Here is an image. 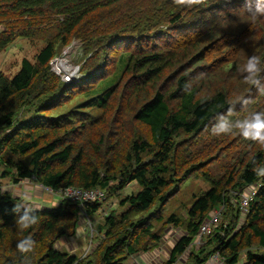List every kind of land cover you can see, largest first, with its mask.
Returning <instances> with one entry per match:
<instances>
[{
  "label": "trees",
  "instance_id": "1",
  "mask_svg": "<svg viewBox=\"0 0 264 264\" xmlns=\"http://www.w3.org/2000/svg\"><path fill=\"white\" fill-rule=\"evenodd\" d=\"M0 27V53L18 39L43 44L13 78L0 72V179L110 196L133 182L140 188L119 199L120 211L105 216L104 233L80 259L57 247L80 232L77 204L38 208L39 223L21 231L11 211L20 198L1 189L0 264H129L157 250L169 226L182 232L163 264H205L215 253L221 264H264V173L253 171L264 167V149L211 133L229 108L233 119L264 111V95L238 72L251 55L264 61V17L253 21L245 0H0ZM165 37L173 41L158 47ZM74 41L81 79L65 83L50 63ZM119 87L132 88L129 105ZM195 178L206 189L184 201L186 190L165 215ZM252 186L242 216L239 195ZM100 208L89 203L85 213ZM217 210L221 219L195 248L200 226ZM25 237L35 248L21 254L16 243Z\"/></svg>",
  "mask_w": 264,
  "mask_h": 264
},
{
  "label": "rangeland",
  "instance_id": "2",
  "mask_svg": "<svg viewBox=\"0 0 264 264\" xmlns=\"http://www.w3.org/2000/svg\"><path fill=\"white\" fill-rule=\"evenodd\" d=\"M236 12L237 11H235L234 9V15L235 14L237 15ZM0 30H3V28L0 27ZM165 38L166 39L155 41L156 45L160 48H163L164 45L173 41V39L171 38L168 37ZM42 46L43 44L41 42L31 43L23 39L16 40L5 51L0 53V72L3 73L9 79L13 78L15 74L19 71L22 60L26 59L29 61H33L34 57L36 56L38 51L42 48ZM82 56L83 55L81 52L80 43L74 41L70 47L65 48L63 50L60 57L55 58L54 60L51 61L50 63L51 71L61 80H63V76L69 77L71 73L72 76L70 78L71 81H75V82L78 81L79 83L81 79L79 73V66H80L79 64ZM60 60H65L69 66L62 67L58 65ZM67 69H69L70 72H65ZM76 69H78V71L75 72ZM202 73L204 74V72ZM218 77L221 78V74L218 73ZM65 83H69V82L66 81ZM118 90L120 91V96L123 101V104L129 105L126 98L128 94H132V88H130L129 90H122V87H119ZM160 91L163 93L162 90ZM150 95L151 96L154 95L153 89ZM10 182H11L10 178L0 179V188L8 189ZM23 186L30 188L28 189L27 203H29L31 206L36 208L48 209L53 207L54 204H57V202L54 200L55 197L53 195H49L41 191L40 188H36L35 185L31 183H25ZM182 186L183 187L180 190V194L174 196L173 199L169 202V204H167L166 207L164 208L165 215L169 213L172 201L173 202L176 200L179 201L181 194L185 193L186 190H187L186 192L187 194L185 193L183 197L184 201H187L191 196L190 194L198 191V189L200 190L206 189V185L198 178L193 179L191 182L184 183ZM139 189L140 188L138 184L136 182H133L127 185V187L124 190H122L121 192H119L114 196H110L109 194H107V200L103 204H101V208L98 214L91 215L89 218L90 222H86L84 218L80 217V225H79L80 232H78L74 237L70 238V240L63 239L59 241L57 246L58 249L61 252L68 251V253L79 257V259L86 258L93 251V248H95L94 242L96 241L95 239L97 237H100L99 232L101 233V235L104 233L103 228L101 226L103 224V220L105 216H108L112 212H119L120 211V208L118 206L119 199H122L126 195L136 194L139 191ZM17 194L20 195L21 193H17ZM22 197L23 194L21 195V198ZM181 211L182 208H179L177 210V215L181 214ZM240 211L242 213V216H244L243 214H246L247 212V210L245 212L242 210ZM90 228L94 231V234L92 236H90L89 234ZM179 232L182 231L179 230ZM179 232L177 231V228L173 229V227L170 226L166 227L165 230L163 231V238L160 241V243H158V249L153 251L152 253H144L143 255L137 256L136 259L133 261V263L131 261L129 264H163L167 260V255L171 250V247L177 241ZM206 239L203 241V244L206 242ZM90 240L91 242H89ZM192 246H194L195 248L201 247V246L197 247L194 243ZM70 248L73 251L69 252ZM219 261L221 262V260ZM175 264H183V260L180 258ZM205 264H221V263H212L208 260L207 263Z\"/></svg>",
  "mask_w": 264,
  "mask_h": 264
},
{
  "label": "clouds",
  "instance_id": "3",
  "mask_svg": "<svg viewBox=\"0 0 264 264\" xmlns=\"http://www.w3.org/2000/svg\"><path fill=\"white\" fill-rule=\"evenodd\" d=\"M177 5L193 6L202 5L206 0H174ZM245 8L250 18L254 21L258 17H264V0H245ZM264 61L260 56L251 55L246 62L238 68L245 84L255 87L260 95H264V83L261 82V73ZM242 105H247L250 100L239 98ZM214 136L220 135H240L245 140L251 141L264 149V111L250 112L244 118L233 119V108H229L227 113L217 116L215 124L211 128ZM257 174L264 173V167L254 168ZM50 195V194H49ZM15 214V224L21 230H28L39 223L38 208L27 203V195L21 198L19 203H15L11 209ZM35 241L30 237L20 239L16 243V249L21 254L34 251Z\"/></svg>",
  "mask_w": 264,
  "mask_h": 264
},
{
  "label": "built area",
  "instance_id": "4",
  "mask_svg": "<svg viewBox=\"0 0 264 264\" xmlns=\"http://www.w3.org/2000/svg\"><path fill=\"white\" fill-rule=\"evenodd\" d=\"M78 71V69L75 70V72ZM72 76L69 75V77L63 76V81L70 82ZM29 181V180H28ZM30 181L34 182V179L32 178ZM35 183V182H34ZM38 185V184H37ZM40 190L43 192L53 195L56 198H59L60 202L62 201H68L74 204H77V206L81 209V217L86 220V222H90L88 215L85 213V206L89 203H96V204H103L107 200V192L105 190L101 189H79V188H73L69 187L66 189L55 191L50 188H45L41 185H38ZM255 186H252L251 189H247L246 191H243L239 195V208L242 211H246L251 199L253 198L255 194ZM221 212L219 210L214 211L200 226L198 235L194 241V244L199 247L203 244V241L207 236L211 234L213 229L218 224L219 220L221 219ZM90 226V224H89ZM89 234L92 236L94 234V231L90 228ZM91 242V240L89 241ZM220 255L218 253L213 254L209 261L212 263H220Z\"/></svg>",
  "mask_w": 264,
  "mask_h": 264
},
{
  "label": "crops",
  "instance_id": "5",
  "mask_svg": "<svg viewBox=\"0 0 264 264\" xmlns=\"http://www.w3.org/2000/svg\"><path fill=\"white\" fill-rule=\"evenodd\" d=\"M25 183H31V184H33V185H35V187L36 188H39V186L36 184V183H34V182H32V181H21L19 184H9V193H11L13 196H16L17 198H20L21 199V195L23 194V197L25 196V195H27L28 194V189H30V188H27V187H24L23 185L25 184ZM1 189V188H0ZM7 189V190H8ZM42 191V190H41ZM17 193H21L20 195H18ZM54 198V197H53ZM54 200L57 202V203H60V200H59V198H54ZM82 235V234H81ZM70 240V239H69ZM71 251H73L71 248H70V250H69V252H71ZM136 259V257L135 258H133L131 261H132V263H133V261Z\"/></svg>",
  "mask_w": 264,
  "mask_h": 264
},
{
  "label": "bare ground",
  "instance_id": "6",
  "mask_svg": "<svg viewBox=\"0 0 264 264\" xmlns=\"http://www.w3.org/2000/svg\"><path fill=\"white\" fill-rule=\"evenodd\" d=\"M60 61L66 62L65 60H60ZM65 72H70V71H69V69H67ZM70 75H71V73H70Z\"/></svg>",
  "mask_w": 264,
  "mask_h": 264
}]
</instances>
